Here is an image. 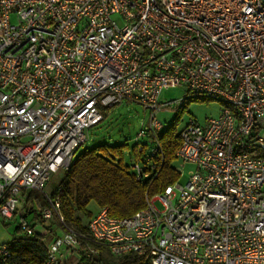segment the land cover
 Instances as JSON below:
<instances>
[{"label":"built area","instance_id":"built-area-1","mask_svg":"<svg viewBox=\"0 0 264 264\" xmlns=\"http://www.w3.org/2000/svg\"><path fill=\"white\" fill-rule=\"evenodd\" d=\"M217 100L219 114L179 131L178 178L145 195V207L115 217L101 207L86 231L64 223L45 191L67 170L123 100L149 111L134 137L136 179L163 163L155 111L162 89ZM264 0H0V216L20 214L28 191L43 193L36 215L61 233L46 264L133 253L139 264H264ZM193 164L183 184L180 165ZM180 164V165H179ZM159 203V205H157ZM35 203H31L34 208ZM18 231L31 235L21 219ZM0 242V261L11 255Z\"/></svg>","mask_w":264,"mask_h":264},{"label":"trees","instance_id":"trees-1","mask_svg":"<svg viewBox=\"0 0 264 264\" xmlns=\"http://www.w3.org/2000/svg\"><path fill=\"white\" fill-rule=\"evenodd\" d=\"M163 163L155 178L136 179L131 163H125L123 148L126 144L115 146L99 145L77 155L69 168L64 171L59 187L51 196L60 204V213L64 223L76 231H86L88 219L101 207H106L111 216L125 217L145 207V195L163 191L164 187L178 178L176 170V150L180 144L179 132L168 129L160 133ZM132 147L128 150L131 156ZM132 159V157H131ZM30 200L41 206L47 204L42 195L33 191ZM40 199V200H38ZM93 201L97 208L91 211L89 203ZM33 210V209H32ZM35 218L44 223L37 215ZM51 225H44V231L35 230L31 235L14 237L9 243L11 255L0 264H46L47 250L58 235L52 224L59 227L54 217ZM33 224V223H32ZM18 230V227H17ZM82 264H139L136 254L128 253L113 256L101 253L96 256H82Z\"/></svg>","mask_w":264,"mask_h":264},{"label":"rangeland","instance_id":"rangeland-1","mask_svg":"<svg viewBox=\"0 0 264 264\" xmlns=\"http://www.w3.org/2000/svg\"><path fill=\"white\" fill-rule=\"evenodd\" d=\"M186 91L187 87L185 85H176L164 88L160 92L159 102H170V105L155 111V119L162 123L161 133L168 129L179 132L190 118L197 119L200 123H203L206 117L219 114L221 105L214 99L190 97L184 99L181 106H179L177 100L180 99ZM100 111L103 115V120L88 127V138L79 148L77 155L86 149L96 148L99 145L115 146L126 144L123 148V159L125 163H131L132 159L128 150L134 143V137L141 122L148 121L149 111L146 110L141 103L131 100H123L121 103L111 108H100ZM260 133L264 135V128L260 130ZM193 167L194 165L190 163H186L184 166L180 165V184L186 181L189 171L193 169ZM63 175V169H58L50 173L47 183L45 184V191L48 194H52L57 190ZM34 193L43 196L42 192L34 191ZM34 203L33 210L27 213L24 220L33 223L35 230L44 231V223L38 220L36 221L35 214L36 209H38V204L35 200ZM157 205H159V203H157ZM95 207L96 204L93 201L88 205L91 211H95L97 209ZM2 220L3 218L0 216V230H4L5 232L3 233L8 234V236L22 235V233L17 230V226L21 220L19 215L11 220ZM52 220L53 219L48 220V223ZM45 222L47 223V221ZM82 261L83 258L81 255L70 253L67 264H82Z\"/></svg>","mask_w":264,"mask_h":264},{"label":"crops","instance_id":"crops-1","mask_svg":"<svg viewBox=\"0 0 264 264\" xmlns=\"http://www.w3.org/2000/svg\"><path fill=\"white\" fill-rule=\"evenodd\" d=\"M29 194H30V191L27 192V198L18 204V209H19V213H20L18 215L21 217V219H24L26 217L27 213H29L32 210V208L30 206H31V203L34 201L30 200ZM18 215H16L14 218H16ZM35 216H36V214H35ZM2 221H4V219ZM36 221H37V219H36ZM50 222L48 223V221H47V223L44 222V224L45 225H48V224L51 225ZM52 229L57 234L61 233L60 229L58 227L54 226V223L52 224ZM3 232H5V231L0 230V241L3 243H6V242L9 243L14 237H16L15 235L8 236V234H5Z\"/></svg>","mask_w":264,"mask_h":264}]
</instances>
